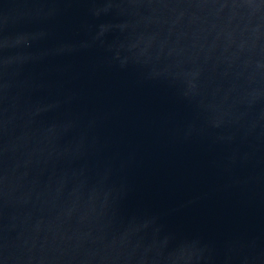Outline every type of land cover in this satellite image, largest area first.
Masks as SVG:
<instances>
[{
  "label": "water",
  "instance_id": "water-1",
  "mask_svg": "<svg viewBox=\"0 0 264 264\" xmlns=\"http://www.w3.org/2000/svg\"><path fill=\"white\" fill-rule=\"evenodd\" d=\"M0 264H264V0H0Z\"/></svg>",
  "mask_w": 264,
  "mask_h": 264
}]
</instances>
